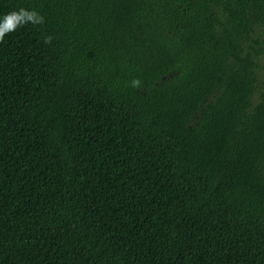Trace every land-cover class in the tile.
I'll return each mask as SVG.
<instances>
[{
    "label": "trees",
    "instance_id": "1",
    "mask_svg": "<svg viewBox=\"0 0 264 264\" xmlns=\"http://www.w3.org/2000/svg\"><path fill=\"white\" fill-rule=\"evenodd\" d=\"M0 264H264V0H0Z\"/></svg>",
    "mask_w": 264,
    "mask_h": 264
}]
</instances>
